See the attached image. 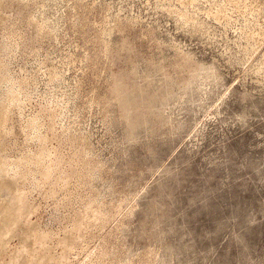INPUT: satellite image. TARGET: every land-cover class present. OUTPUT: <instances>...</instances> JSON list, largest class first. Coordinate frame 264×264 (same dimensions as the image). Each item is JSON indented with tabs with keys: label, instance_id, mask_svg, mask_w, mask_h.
<instances>
[{
	"label": "rangeland",
	"instance_id": "obj_1",
	"mask_svg": "<svg viewBox=\"0 0 264 264\" xmlns=\"http://www.w3.org/2000/svg\"><path fill=\"white\" fill-rule=\"evenodd\" d=\"M116 25L129 29L105 34ZM106 43L129 73L126 118L105 107L118 69ZM181 58L185 82L172 71ZM17 89L14 124L39 114L46 142L8 143L51 150L24 182L6 172L19 152H0V180L17 182L0 189L13 228L11 192L21 184L34 204L23 207L32 240L5 233L18 263L100 264L92 252L110 224L85 222L77 202L90 183L116 187L97 198L104 209L132 204L122 262L154 252L153 264H264V0H0V107ZM94 162L104 182L91 181ZM155 220L159 241L146 235Z\"/></svg>",
	"mask_w": 264,
	"mask_h": 264
},
{
	"label": "bare ground",
	"instance_id": "obj_2",
	"mask_svg": "<svg viewBox=\"0 0 264 264\" xmlns=\"http://www.w3.org/2000/svg\"><path fill=\"white\" fill-rule=\"evenodd\" d=\"M114 29L120 32H124L125 30L129 28H124L121 25H116L113 27V29L112 28L106 29L105 34L109 35L110 33H112V31H114ZM124 41H129V38H124ZM130 45L135 47L134 44H130ZM105 46L108 48L109 52L111 53L110 65L114 66L116 69L118 67V69L116 72L114 73L112 72L113 81L111 82L109 89H108L109 96L105 97V100L102 98H100V100L101 102H103L102 100L106 102V103L103 102V104L104 103L107 104L106 106L104 105L105 107L110 106L112 103H116L119 108L120 116L123 118H126L128 113L133 110V107H131L126 100L127 94L130 93L128 84H127V73L128 72L126 73V68H120L123 62H122V59L118 57L115 48L111 46L109 43H106ZM131 62H132V59H129L127 61V63H131ZM179 62L182 63V69H179V70L173 69L172 71L176 74V78H181L180 81L185 82V79L183 78L184 76L183 73L186 74V70L190 71L191 67H190L189 61L185 58H181ZM19 89H17V91L15 92L12 91L13 93L8 99V103L0 107V152H4L6 149L10 148V146L15 147V151L16 152L18 151L19 155L13 158L8 157L9 159H7L5 163L6 172L12 171L14 175H17V176L18 174L23 175L24 177L23 182H24L33 173H39L40 167L43 166L45 163L47 164L49 157H50L51 150H48L49 154L48 153L42 154L39 151H30L29 149L30 147L24 150V148L23 149L20 148L21 144L18 145L16 143L17 141L15 142L14 140L12 141V144L8 143L10 141V140L8 141L9 136H13V134L18 135L20 133L22 134L24 139L26 136L27 138L25 139L26 142L28 140L30 141L38 140L44 143L46 142L45 141L46 136L42 132L41 118L39 117V114L33 116L30 119V121L24 126L21 125L18 127L14 124L15 121L11 118L12 114H10V109L15 104L18 103L19 97L21 95V92H19ZM133 121L134 120L131 118L127 120V123L130 129L133 128ZM68 141H72L76 143L77 139L75 137H71L69 138ZM86 143L87 141H85V144ZM133 143H134V140L129 142V144H133ZM87 144L85 145L86 147L84 148V150L83 149L80 150V154L83 155L84 159L86 160H87V156L88 158H90L89 157L90 148L89 147L87 148V146H89ZM85 162H86L85 164H87L89 160ZM102 168H103L102 164L97 163V162L93 163V167L89 171H96L97 175L92 176L91 181L93 182H96L99 180L103 181L104 177H103V174L101 173ZM8 177L9 178H7V180L5 181H3L2 179H1L2 181L0 180V189L3 187H5L6 189L10 188V186H13L15 183H17L15 180L16 178L14 179L10 175H8ZM42 183L45 184V180H42ZM89 184L90 183H88V188H87L88 191L85 190V192L77 200L78 205L81 208L80 210L81 216L85 218V222L93 221L99 224H110V232L108 236L101 239L102 242L100 243L99 247L95 251L92 252V255H95V254L97 255L98 262L100 264H103L104 262L106 263V261H111L113 262V264H153L156 258V254L154 252L145 253L142 257H140L138 260H135V261L134 260H128L126 262L120 261V259L117 257V254L122 253L124 255L128 252L126 245H124V241H125L124 239L126 238V236L123 235V233L125 234L126 232L125 229H127V226L125 222L122 223L121 218L125 220L126 218L132 215V209H133L132 204L130 205L128 209L124 211L122 210L121 204L117 206H112L108 208V210L104 209V205H101L98 202L97 198L98 197L100 198L102 195L106 193L113 194L116 187L110 184H106V186H104L102 189H99L97 187H92L91 185L89 186ZM14 188L15 187H13V189ZM16 188L14 190L15 192H11V193L14 194V200L16 202H19V203L21 202L19 211L17 212V214L14 215V217L16 218L14 224L17 225V227L19 228L17 235L20 232L26 231L25 234L27 235L28 240L31 241L32 234L29 233L30 230L28 226L31 224L30 217H32L31 215H33V213L31 214L26 213L24 208L28 209L32 207V210H33L34 204H30L32 201L26 198L28 194L25 191V189L21 187V184H19V186ZM47 189H48V186L44 189V192L43 190L42 192L43 193L47 192L48 191ZM10 191H13V190H10ZM75 192L77 193L76 189L74 191V194ZM21 199L22 201H20ZM125 199H128V198H125ZM64 200H65V196L63 195L61 200L58 202L59 205H61V203H63ZM121 201H124V200H121ZM115 215L116 216L119 215L117 217L118 219H116L117 222L112 223V219H114ZM9 218L10 216L8 215L7 208L3 204H0V264H35L34 260H32L31 262L30 261L28 262V259L26 261L19 260V263L17 262L18 252H15L16 251L15 246L12 245L11 240L7 239L5 235L7 231L10 232V229H13V231H16V228H17L16 226L14 228L12 227V224L9 221ZM158 225H159V220H155L150 226L152 231L149 232L150 234L148 233L146 235L153 240L158 239L159 241V236L156 232ZM120 227L122 229L118 232V229ZM141 230L143 233L148 232L145 230V224L142 226ZM52 234H59V230L57 229ZM117 240L119 244L117 243ZM86 264H89V262H86Z\"/></svg>",
	"mask_w": 264,
	"mask_h": 264
}]
</instances>
